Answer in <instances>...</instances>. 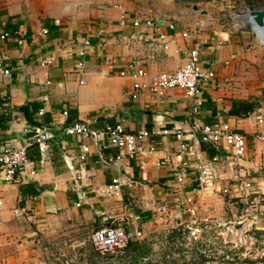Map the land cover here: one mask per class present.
Instances as JSON below:
<instances>
[{"label": "crops", "instance_id": "obj_1", "mask_svg": "<svg viewBox=\"0 0 264 264\" xmlns=\"http://www.w3.org/2000/svg\"><path fill=\"white\" fill-rule=\"evenodd\" d=\"M185 14L173 10L168 0H0V60L11 70L0 77V147L7 142L21 147L42 126H50L55 135L46 156L32 147L16 182L0 184V264H68L74 253L93 249L90 239L99 225V210L119 211L126 204L137 218L129 230L140 229L144 235V227L158 222L160 207L169 211L172 203L201 195L193 176L182 184L174 179L182 162L176 130L186 134L191 150L212 169L218 184L231 191L228 198L246 197L237 184L248 179L257 183L264 198V144L255 139L258 131L264 134V123L257 126L255 121L256 116L264 120V46L252 51L234 32L210 33L202 20H185ZM146 20L154 27L133 26ZM161 33L171 41L167 50L157 40ZM85 42L89 46L81 58L77 53ZM190 48L199 50L201 66L215 74L195 101L178 89L163 98L148 90L135 92L132 80L120 76L137 63L148 74V83L153 76L181 68ZM47 57L54 59L49 66L41 63ZM251 61L259 66V74L250 76L258 83H246L250 78L245 74L240 84L236 73L240 67L246 71ZM225 80L238 83L225 90ZM194 103L203 125L228 124L245 137L241 160L228 161L220 154L222 161L211 165L218 152L189 135ZM65 109L67 117L62 116ZM76 123L122 125L128 133L145 132L148 137L138 144L137 159L118 171L106 165L117 154L114 150L64 135ZM82 143L90 155L81 164ZM159 160L169 165L161 167ZM76 173L83 176L87 191L117 177L136 185L124 187L119 198L91 193L76 208L71 190Z\"/></svg>", "mask_w": 264, "mask_h": 264}, {"label": "built area", "instance_id": "obj_2", "mask_svg": "<svg viewBox=\"0 0 264 264\" xmlns=\"http://www.w3.org/2000/svg\"><path fill=\"white\" fill-rule=\"evenodd\" d=\"M152 1V0H150ZM250 11V10H249ZM257 26L251 19V24ZM250 26L255 41L258 46H264V24L263 27L253 28ZM143 26L145 29L154 27L150 20L144 23L135 21L133 26L138 28ZM173 29V26L171 27ZM47 34V31H43ZM182 37H187L183 33ZM158 42L162 47L167 50L169 43L167 36L163 33L158 35ZM22 43V42H21ZM89 46L88 42L83 44V48L78 51L77 55L81 58L86 55V48ZM186 63L175 72H162L153 76L150 82L148 74L144 69L140 68L137 63L129 64L125 69L120 72L121 77H128L132 80V88L135 92L148 90L151 95L157 98H163L167 92L171 90H181L184 92L185 97L195 101L200 95L201 90L209 82L215 79V74L212 70L203 68L201 66L200 52L196 48H190L186 52ZM54 62L52 57H47L42 60L43 65H51ZM11 73L9 65L0 60V77H7ZM46 102L47 98L43 97ZM45 113L42 108L38 115L41 117ZM63 117H67L68 113L65 109L62 113ZM198 105L193 104L190 114V131L189 135L196 137L200 142L211 144L215 151L218 152L211 159V165L217 164L222 161L220 154L226 156V160H241L246 154V139L245 137L232 129L228 124L215 123L212 125H203L199 121ZM255 121L257 126L264 123L262 116H256ZM163 135H169V131H163ZM64 135L75 137L82 141H90L94 144L101 146L104 149L114 150L117 154L110 156L106 159V165L115 168L118 171L124 169L126 163L133 162L137 159L139 154L138 144L148 137L145 132L131 134L125 131L122 125L105 126L102 128L95 127L89 124H73L64 129ZM173 135L175 136L178 144V153L182 159L181 165L177 170H174L173 176L178 184H182L186 178L193 176L196 182L198 191L200 192H214L229 196L231 191L228 188L222 187L218 184V179L215 173L207 164H203L195 156L191 150L187 140L186 134L176 130ZM55 139L50 126H42L35 130L34 137L31 142L25 143L21 147H16L10 142L3 144L0 147V184H13L16 182L19 173L29 163V150L36 147L39 154L44 157L49 153L50 144ZM258 142L264 144V134L260 131L255 135ZM80 154L78 156L79 163H85L90 155L89 146L82 143L79 146ZM159 166L167 167L169 164L165 160L158 161ZM143 168V164L141 166ZM34 174V172H32ZM136 182L133 180H124L117 177L111 181L109 185L103 186L98 190H86L83 184V176L80 173L74 174L72 191L76 195V202L74 207L81 208L89 198L91 193H100L102 197L106 198H119L123 195V188H134ZM238 187L246 192V197H253L254 203L257 205L262 200V211L264 210L263 194L259 191L257 183L252 179L241 180ZM218 188V190H217ZM4 202L0 196V209L3 207ZM185 211L193 216L195 214V207L191 199H187L184 203ZM256 207V206H255ZM19 210L15 211L18 216ZM99 219L98 228L91 236V244L93 250L100 256L122 255L127 249L128 245L135 240H142L143 233L140 229L134 231L129 230L132 222H136L137 218L131 213L129 207L125 204L119 211L116 210H99L97 212ZM167 218L166 207L158 209L157 221H165ZM257 221V217H254ZM1 224V220H0Z\"/></svg>", "mask_w": 264, "mask_h": 264}, {"label": "rangeland", "instance_id": "obj_3", "mask_svg": "<svg viewBox=\"0 0 264 264\" xmlns=\"http://www.w3.org/2000/svg\"><path fill=\"white\" fill-rule=\"evenodd\" d=\"M185 20H202L209 32H234L241 44L257 48L249 24V10L264 9V0H168ZM236 73L238 82L259 74L256 61ZM241 70V71H240ZM245 74L247 77H245ZM252 74V75H251ZM225 80V90L233 85ZM246 83L257 84L258 79ZM230 87V91H232ZM232 95H238L232 93ZM253 96H260L252 92ZM185 199L184 201H186ZM195 214L185 211L183 201L172 203L167 220L152 222L136 248L122 255L100 256L92 248L74 253L68 264H264V210L250 197L228 198L222 193L203 192L191 199ZM256 206V207H255ZM257 217V221H254ZM138 248L140 252H138Z\"/></svg>", "mask_w": 264, "mask_h": 264}, {"label": "water", "instance_id": "obj_4", "mask_svg": "<svg viewBox=\"0 0 264 264\" xmlns=\"http://www.w3.org/2000/svg\"><path fill=\"white\" fill-rule=\"evenodd\" d=\"M249 17L258 27H263L264 24V9L250 10Z\"/></svg>", "mask_w": 264, "mask_h": 264}, {"label": "trees", "instance_id": "obj_5", "mask_svg": "<svg viewBox=\"0 0 264 264\" xmlns=\"http://www.w3.org/2000/svg\"><path fill=\"white\" fill-rule=\"evenodd\" d=\"M139 241H141V240H135V241L131 242V243L128 245V247H127V249L125 250V252L127 253V252L131 251L132 248H136V247L138 246ZM138 252H140V249H139V248H138Z\"/></svg>", "mask_w": 264, "mask_h": 264}, {"label": "bare ground", "instance_id": "obj_6", "mask_svg": "<svg viewBox=\"0 0 264 264\" xmlns=\"http://www.w3.org/2000/svg\"><path fill=\"white\" fill-rule=\"evenodd\" d=\"M249 14V13H248ZM249 24L252 26V24H251V18L249 19ZM254 25V24H253ZM257 27V26H256ZM256 27H255V25L253 26V28H255L256 29Z\"/></svg>", "mask_w": 264, "mask_h": 264}]
</instances>
